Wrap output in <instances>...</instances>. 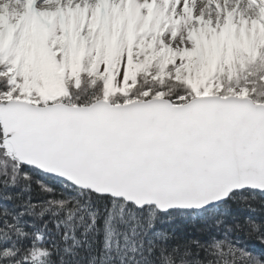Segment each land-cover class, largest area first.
<instances>
[{
    "label": "snow or ice",
    "instance_id": "obj_1",
    "mask_svg": "<svg viewBox=\"0 0 264 264\" xmlns=\"http://www.w3.org/2000/svg\"><path fill=\"white\" fill-rule=\"evenodd\" d=\"M0 264H264V0H0Z\"/></svg>",
    "mask_w": 264,
    "mask_h": 264
}]
</instances>
